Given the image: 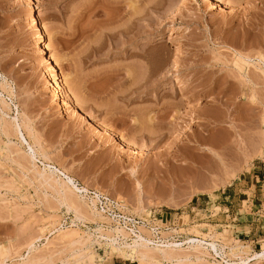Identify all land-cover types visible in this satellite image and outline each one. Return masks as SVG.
Wrapping results in <instances>:
<instances>
[{
	"label": "rangeland",
	"instance_id": "rangeland-1",
	"mask_svg": "<svg viewBox=\"0 0 264 264\" xmlns=\"http://www.w3.org/2000/svg\"><path fill=\"white\" fill-rule=\"evenodd\" d=\"M106 1L0 0V264H264V0Z\"/></svg>",
	"mask_w": 264,
	"mask_h": 264
},
{
	"label": "bare ground",
	"instance_id": "bare-ground-1",
	"mask_svg": "<svg viewBox=\"0 0 264 264\" xmlns=\"http://www.w3.org/2000/svg\"><path fill=\"white\" fill-rule=\"evenodd\" d=\"M110 1V0H109ZM108 1V5L109 6H112L113 7V5H114V1L113 2H109ZM217 1H223V0H217ZM107 1L105 0V3H106ZM226 2V1H225ZM228 2V1H227ZM223 4L225 5V3H224V1H223ZM227 4V3H226ZM89 5V4H88ZM107 5V6H108ZM117 5V4H116ZM116 5H114V6H116ZM228 5H229V2H228ZM90 7V6H89ZM88 8V7H87ZM98 9V8H97ZM96 9V10H97ZM90 11V10H89ZM103 14V13H102ZM132 15V14H131ZM133 17V16H132ZM136 17L138 18V19H142V17L141 16H137L136 15ZM131 18V17H130ZM114 19V20H113ZM113 19H111V17H110V20H109V22L110 23H113V22H115V21H117V19L116 18H113ZM106 20V19H105ZM132 20V19H131ZM118 22V21H117ZM33 23H34V21H33ZM131 23V22H130ZM129 23V24H130ZM137 23H141L139 20H138V22ZM101 24H103V23H101ZM126 24V23H125ZM125 25V26H123L122 28H121V26L120 25H118L121 29H119V30H117L116 28V30H117V32H116V30L114 31L113 30V27H111L112 29L111 30H109V32H106L105 34H107L108 36H109V38H111V39H114V38H117V36L118 35H120V34H126L127 35V33H129L130 31H129V27L128 26H130V25ZM34 25H35V23H34ZM103 26V25H102ZM118 27V28H119ZM107 30V29H106ZM99 31V30H98ZM104 34V35H105ZM129 36V35H128ZM121 37V36H120ZM124 37V36H123ZM131 38V37H130ZM132 39V38H131ZM123 41V40H122ZM126 42V41H125ZM123 43V42H122ZM129 43V42H128ZM44 46V45H43ZM47 46V45H46ZM141 48V47H140ZM49 50V49H48ZM141 51V50H140ZM40 52V51H39ZM48 52V51H47ZM132 52V51H131ZM41 54V53H40ZM132 54V53H131ZM141 54V53H140ZM139 54V55H140ZM138 55V56H139ZM52 57V56H51ZM182 77V76H181ZM184 79V78H183ZM176 81H179V80H176ZM55 83V87H56V89H57V92H58V94L61 96L62 95V97H63V95L64 94H62V92H63V88H62V86H61V84L58 82V81H55L54 82ZM181 84V83H180ZM190 88V87H189ZM77 89V88H76ZM76 89H74L75 91H74V95H75V99H76V106L78 107V108H80V109H84V102H83V100H81V97H79L80 95H78V92H77V90ZM184 89V88H183ZM191 89V88H190ZM79 90V89H78ZM185 90H186V88H185ZM187 90H188V88H187ZM183 91V90H182ZM73 92V91H72ZM184 92V91H183ZM186 93H188V91H186ZM68 94V93H67ZM67 96V95H66ZM62 99V98H61ZM64 101V100H63ZM67 101V100H66ZM65 102V101H64ZM81 117H83V116H81ZM86 118V117H85ZM117 122H118V120L116 121V117L114 116V117H112L111 118V123L110 124H108V125H106V126H104L103 124H101V126L102 127H100L101 128V132L99 133V134H101V136L99 137V138H103V140H112V139H114V136H113V132L115 131V129H114V126L117 124ZM100 124V123H99ZM18 126H22V125H19V124H17ZM17 126V128H20V127H18ZM130 126V125H129ZM132 127V126H131ZM137 128V127H136ZM132 129V128H131ZM135 129V128H134ZM133 129V130H134ZM18 130H20V129H18ZM135 131V130H134ZM137 131V132H136ZM134 133H138L139 135L141 134V135H145V133H144V130L140 127V128H138V130H136ZM114 134H116L115 132H114ZM121 136H119V138L120 137H122L123 139V141H125V142H129V143H134L136 140H134V139H127L126 137H125V135H123V134H120ZM116 136V135H115ZM135 137H136V134H135ZM104 142V141H103ZM34 149V148H33ZM35 150V149H34ZM50 167V166H49ZM50 168H52V167H50ZM55 168V167H54ZM43 174V173H42ZM65 177H66V175H65ZM68 183H71V185L72 186H74V188L76 187V185H75V183H74V180L70 177V176H68ZM66 182V181H65ZM77 189V188H76ZM66 198V197H65ZM69 200V199H68ZM68 204H69V202H68ZM75 204V203H74ZM71 205V204H70ZM140 242H142V241H140ZM135 243V245H138L139 244V246H142V247H144V248H147V244H145L146 243V241L144 242H142V243ZM191 242H192V240H191ZM212 242V241H211ZM193 244H195V243H193ZM175 245H177L176 243H175ZM128 246H129V244H128ZM163 246V245H162ZM194 245H192V247H193ZM210 246L215 250V252H217L218 254H219V250L217 249V246H216V244L215 243H210ZM168 247V246H167ZM203 247H205V245L203 246ZM207 247V246H206ZM243 247V246H242ZM132 248V247H131ZM194 248L195 249H197V250H201V248H202V246H200L199 244L198 245H196L195 244V246H194ZM208 248V247H207ZM207 248H206V250H207ZM156 250H158V251H162V253H163V256H165V257H170V255H171V252H169V250L167 251V249H163V248H161V246H157L156 245ZM205 250V249H204ZM203 250V251H204ZM140 251V250H139ZM172 251H173V249H172ZM206 251H204V253H205ZM212 252V251H211ZM147 253V252H146ZM207 253V252H206ZM221 253V252H220ZM223 253H224V251H223ZM209 254V253H208ZM233 254H237V253H233ZM256 255V258L258 257V258H264V252H262V253H260V254H255ZM180 256V255H179ZM210 256H211V254H210ZM186 258H188V257H186ZM190 258V257H189ZM255 258V259H256ZM178 260H180V259H182V258H177ZM241 259V258H240ZM245 259V258H244ZM248 259V258H247ZM243 260V259H242ZM261 260H263V259H261ZM184 262V261H183ZM242 263H245V260H243V261H241ZM248 263V262H247Z\"/></svg>",
	"mask_w": 264,
	"mask_h": 264
}]
</instances>
